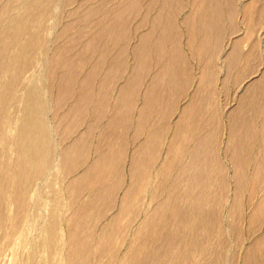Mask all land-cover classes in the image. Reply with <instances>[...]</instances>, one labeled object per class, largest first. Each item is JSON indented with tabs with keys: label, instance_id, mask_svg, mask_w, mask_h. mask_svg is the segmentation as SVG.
Wrapping results in <instances>:
<instances>
[{
	"label": "bare ground",
	"instance_id": "1",
	"mask_svg": "<svg viewBox=\"0 0 264 264\" xmlns=\"http://www.w3.org/2000/svg\"><path fill=\"white\" fill-rule=\"evenodd\" d=\"M259 32L264 0H0V264H264Z\"/></svg>",
	"mask_w": 264,
	"mask_h": 264
},
{
	"label": "crops",
	"instance_id": "2",
	"mask_svg": "<svg viewBox=\"0 0 264 264\" xmlns=\"http://www.w3.org/2000/svg\"><path fill=\"white\" fill-rule=\"evenodd\" d=\"M180 17H181V15H180ZM245 48H248V44H246ZM257 62H258V60H253V61L251 60L250 63H251L252 65H251V66L248 65V69L245 71L246 73H245V75L242 77V80H241L240 83H239L240 86H242V84L245 83V82H249L250 79L255 78V77L258 76V73H259V72H257V71H259V69H257V67H258V68H260V67H259V62H258V63H257ZM255 63L258 64V65L256 66ZM252 66H253V67H252ZM255 66H256V67H255ZM250 69H253V72H254V70H255L257 73L254 74V73L252 72L253 74H250V73H249V72H251ZM248 74H249L250 76L252 75L250 79H248V76H249ZM247 75H248V76H247Z\"/></svg>",
	"mask_w": 264,
	"mask_h": 264
},
{
	"label": "rangeland",
	"instance_id": "3",
	"mask_svg": "<svg viewBox=\"0 0 264 264\" xmlns=\"http://www.w3.org/2000/svg\"><path fill=\"white\" fill-rule=\"evenodd\" d=\"M259 34H260V36H261V38H263L264 37V32H259ZM262 34V35H261ZM263 68H264V65H263ZM248 85V82H245V83H243L242 84V86L238 89V91L236 92V93H234V91L231 93V96L229 97V99L231 100V104L229 105V107H225L224 109H226L225 111L226 112H228V111H230V109H231V106L233 107L235 104H234V102H236V100L235 99H237L235 96H236V94H243V92L246 90L245 88H246V86ZM234 96V97H233ZM234 98V99H233ZM234 100V101H233ZM232 103H233V105H232ZM229 109V110H228ZM226 120V119H225ZM224 135H226V134H224ZM224 138H226V136H224Z\"/></svg>",
	"mask_w": 264,
	"mask_h": 264
}]
</instances>
